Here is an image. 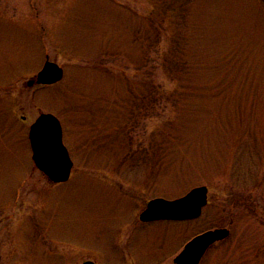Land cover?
Listing matches in <instances>:
<instances>
[{
  "label": "rangeland",
  "instance_id": "1",
  "mask_svg": "<svg viewBox=\"0 0 264 264\" xmlns=\"http://www.w3.org/2000/svg\"><path fill=\"white\" fill-rule=\"evenodd\" d=\"M0 0V264H264V0ZM46 57L64 70L27 86ZM61 122L73 160L54 184L29 124ZM205 185L197 219L142 223L149 199Z\"/></svg>",
  "mask_w": 264,
  "mask_h": 264
},
{
  "label": "water",
  "instance_id": "2",
  "mask_svg": "<svg viewBox=\"0 0 264 264\" xmlns=\"http://www.w3.org/2000/svg\"><path fill=\"white\" fill-rule=\"evenodd\" d=\"M63 69L46 59L42 68L27 81V86L51 85L60 81ZM28 141L34 165L50 181L59 183L69 179L73 161L63 143L62 126L51 113H40L28 128ZM205 185L190 189L185 195L168 200L157 197L150 200L139 214L144 222L154 220H190L200 216L207 204ZM229 229L214 228L192 237L173 259L174 264H199L206 250L215 242L229 236ZM82 264H95L87 260Z\"/></svg>",
  "mask_w": 264,
  "mask_h": 264
},
{
  "label": "trees",
  "instance_id": "3",
  "mask_svg": "<svg viewBox=\"0 0 264 264\" xmlns=\"http://www.w3.org/2000/svg\"><path fill=\"white\" fill-rule=\"evenodd\" d=\"M150 1L153 3V5L155 4L162 18L163 17L166 18L173 13L177 14V18L179 19L181 25V21L184 15L183 5L185 1L187 2V0H150Z\"/></svg>",
  "mask_w": 264,
  "mask_h": 264
}]
</instances>
